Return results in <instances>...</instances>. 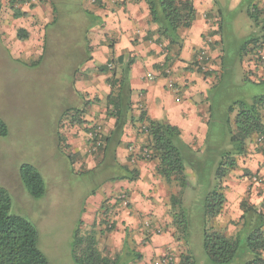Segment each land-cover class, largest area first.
<instances>
[{
	"label": "crops",
	"instance_id": "crops-1",
	"mask_svg": "<svg viewBox=\"0 0 264 264\" xmlns=\"http://www.w3.org/2000/svg\"><path fill=\"white\" fill-rule=\"evenodd\" d=\"M258 2L259 7H264V0ZM192 3L195 20L189 28L179 30L180 42L168 50L167 42H159L157 27L149 23V10L144 0H79L75 12L81 33L72 49L74 53L67 55L64 60H57L55 58L61 40H67L63 22L68 20L62 17L64 12L56 1L45 0L31 7L13 10L8 0H0V42L5 58H9H3L8 64L4 66L31 71L40 70L44 66L58 67L55 69L58 70L62 64L74 65V70L70 69L72 81L66 88L75 89L82 109L79 110L86 114V118L81 127L70 126L74 128L69 129L67 144L72 145L70 152L74 156L79 154V157H83L81 166L89 164L88 129L99 123L102 125L103 135L109 136L115 125V120L107 117L106 107V98L111 93L110 86L107 85L111 74L100 72L99 69L111 64L117 77L121 78L123 74L127 79L131 110L118 138L119 145H115L112 140L109 146V152H114L115 161L109 158L103 161L102 157H95L94 167L87 169L104 170L105 164H120L130 169L136 168L139 178L134 182L102 183L103 196L100 195L96 201L103 208L100 210L103 219L108 216V219L113 222L115 219L117 224H121L125 216L128 219L133 217L129 214L132 205L136 211L142 212L138 198L148 190L149 193H154L152 184L148 188L147 183L160 178L155 171L157 163L144 158L147 157L145 146L148 139L137 122L141 112H144L145 119L177 127L180 130L179 144L191 146L197 153H205L209 149L210 152H215L213 164H218L220 154L231 150L228 139L235 114H228L229 107L234 101L250 102L253 97L264 95V61L258 62L257 58L258 52L264 53L261 29L253 28L251 23L247 27V34H239L235 59L227 61L225 52L228 44L222 35L224 12L221 4L217 0H192ZM241 10L247 13L244 7ZM18 31L24 32L26 39L18 40ZM253 37L258 38L260 43L250 44L244 52L241 51L243 43ZM258 47L262 48L255 49ZM201 53L217 63L211 66L215 75L208 76L197 67ZM30 57H37L38 60L27 63L21 60L24 58L27 61ZM1 62L2 60L0 64ZM168 67L171 68L173 78L164 75V68ZM215 76L218 80H215ZM169 79L179 88V102L175 100L176 95L167 89ZM225 83L227 88L224 91L229 89L230 92H236L230 100L218 95L219 87ZM246 85L257 86L259 90L256 93L247 91L241 98L237 97V90ZM225 94L226 92L222 93ZM68 105H72L71 100ZM68 105L65 107L72 110ZM65 107L59 113V124L65 114ZM261 116L264 122V106L261 108ZM78 130L82 133L76 136ZM55 132L54 146L57 148L56 138L62 139L60 127ZM257 141L258 138L247 144L244 155L236 157L237 168L224 180L226 203L216 219L218 223L224 225L229 221L237 222L242 215L240 202L248 196L251 201L254 199L251 202L248 198L249 202L264 214V208L261 207L264 203V153L259 151L264 149V143ZM111 173L114 174L112 171ZM255 176L262 178L263 182L253 183L252 177ZM212 182L214 183L213 178ZM121 192L128 196V208H123L114 199ZM105 198L108 201L103 204ZM143 200L142 197L140 201ZM92 201L87 199L88 206L83 210L90 211L89 204ZM119 212L123 219L115 216ZM129 222V225L135 224ZM262 228L264 231V226ZM228 229L231 231L230 227Z\"/></svg>",
	"mask_w": 264,
	"mask_h": 264
},
{
	"label": "rangeland",
	"instance_id": "rangeland-1",
	"mask_svg": "<svg viewBox=\"0 0 264 264\" xmlns=\"http://www.w3.org/2000/svg\"><path fill=\"white\" fill-rule=\"evenodd\" d=\"M55 1L64 12L62 17L68 20L63 22L67 30L64 33L67 40H61L55 58L64 60L67 55H73L72 49L81 33L75 12L79 0ZM217 1L224 12L222 35L228 44L225 54L227 61H233L237 41L240 39L239 34H247V27L252 23L246 11L241 9L244 7L248 10L250 5L255 3L258 6L259 2L258 0ZM258 8L262 10L263 7L258 6ZM263 18L264 13L259 15V26L256 28H260ZM3 58H5L4 48L0 42V60H2L0 64V117L9 130L6 137L0 138V186L4 187L11 196V213L26 219L37 229L38 247L49 264H74L72 248L73 237L77 230L81 236L94 230L97 247L107 257L114 258L119 254L122 255L124 261L128 258L129 250L140 254V260L129 261V264H179L180 256L189 251L194 259L196 256L197 264H212L202 250L201 211L203 189L209 187V172L212 173L216 166L213 164L216 157L215 152H210L209 149L205 153H197L192 150L191 146H184L181 143L178 145L186 167L188 181V186L181 198L182 205L189 214L188 244L181 238L179 239L172 224L171 208L168 205L170 196L172 194L178 196L180 190L176 186H167L158 177L147 183L148 188L152 184L154 193L151 194L148 190L145 191L144 196L141 195L138 198L142 212L136 211L137 209L131 203L132 211L129 214L133 216L132 218L128 219L125 216L121 224H117L115 219L114 222L111 219H103L100 214L103 208L96 200L100 195L103 196L102 183L113 174L108 169L100 168L92 174L79 175L81 171L89 170L87 167H94L93 159L97 152L89 155V164H86L85 168L80 164L83 157H79V154L74 156V153L70 152L72 145L67 144L69 129L74 128L70 126L81 127L86 118V114L82 112L79 116L81 123L72 122L73 111L82 110L75 89L66 88L72 81L70 69L74 70V65L72 64V67L70 63L62 64L58 70H55L58 67L44 66L40 70L24 71L22 68L20 70L4 66L8 64ZM30 58L26 59L27 61L24 58L21 60L23 63L38 60L37 57ZM209 61L211 66L217 64L211 59ZM14 67L17 68V66ZM167 70L170 72L169 75L166 74ZM205 74L213 76L215 72L211 70ZM164 75L167 78H173L170 67L164 68ZM215 80H218V77ZM225 88H227L226 83L221 84L218 95L230 100L236 92H230L229 89L224 91ZM258 90L257 86L246 85L243 89L237 90V97L241 98L247 91L256 93L255 91ZM223 92L226 94L222 95ZM70 100L71 106L68 105ZM66 105L72 110H68ZM64 107L65 114L59 124L58 116ZM94 125L102 127L99 123ZM59 127L62 139L56 138V148L53 136L54 133L56 134L55 130L59 131ZM81 133L82 131L78 130L75 135ZM24 164L33 166L43 178L45 184L43 197L34 199L23 188L18 172L20 166ZM92 192H94L93 195ZM142 197L143 202L140 201ZM89 198L90 201L93 200V203L89 204L90 211L86 212L83 209L88 206L87 199ZM248 198L251 201L250 196ZM107 201L108 199L105 198L103 204ZM147 207L148 210H146ZM115 216L122 217L120 212ZM129 221L135 224L129 225ZM145 222L151 223L150 231L144 228ZM235 227L231 225V231L236 230ZM169 256H171V261L163 263Z\"/></svg>",
	"mask_w": 264,
	"mask_h": 264
},
{
	"label": "trees",
	"instance_id": "trees-1",
	"mask_svg": "<svg viewBox=\"0 0 264 264\" xmlns=\"http://www.w3.org/2000/svg\"><path fill=\"white\" fill-rule=\"evenodd\" d=\"M144 1L149 10V23L157 27L156 33L159 35V42H167V49L170 50L180 42L179 30L189 28L195 20L192 0ZM259 9L257 5L253 4L247 10L253 28L259 26V15L264 13V7L262 10ZM259 29H261L264 39V18L260 22ZM16 37L18 40L26 39V35L22 31H18ZM258 43H260L259 39L253 37L243 43L241 51L244 52L250 44L256 45ZM108 65L111 66V64H107L99 71L111 74L107 84L110 86L111 93L106 98V107L107 117L113 118L115 125L109 136H104L102 132L101 145L95 150H90V142L88 141V152L89 154L97 152L96 157H102L103 161L106 158L115 161L114 152H109V146L112 140L115 141V145H119L118 138L123 126L129 119L131 110L130 88L125 75L122 74L121 78L117 77L115 69L109 68ZM263 106L264 95L253 97L250 102L234 101L229 107L228 114H235L233 128L228 139L231 150H226L220 154V161L213 169V173L209 172V187L204 188L202 193V250L212 264H264V231L262 228L264 226V214L260 208L251 204L248 198H243L239 205L242 215L237 222L229 221L223 225L216 220L226 203L223 183L228 174L237 168L236 157L244 155L250 141L260 137L264 138V122L261 116ZM81 113L77 109L73 111V123L74 121L81 123L79 119ZM145 118L144 112H141L137 120L140 123L141 132L145 133L148 139L145 146L147 157L144 158L157 163L156 174L167 186L179 188V195L172 194L168 205L171 208L170 216L173 227L179 235V239L181 238L187 243L189 214L183 207L181 198L183 191L188 186V181L186 167L178 146L180 130L167 123ZM93 128L88 129V132ZM8 133L7 125L0 117V138L6 137ZM259 151L264 152V149L261 148ZM68 157L70 156L68 155ZM105 168L111 169L110 171L114 173L113 176L105 180L108 182H134L139 178V171L136 168L130 169L120 164H114V166L105 164ZM94 171L83 170L79 175L86 176L94 173ZM18 176L23 188L32 198L43 197L45 184L33 166L21 165ZM119 194H124L128 199L126 193L121 192ZM261 207L264 208V203ZM104 218L108 219V216ZM231 225L237 227H235L234 232L228 229ZM37 236V229L29 221L11 213V196L4 187L0 186V264H49L38 247ZM129 251L128 258L124 261L122 255L119 254L114 258L103 255L97 247L94 230L83 236L77 230L73 237L74 264H129V261L141 259L140 254L133 250ZM179 264H197L196 256L194 259L191 251L184 253L180 256Z\"/></svg>",
	"mask_w": 264,
	"mask_h": 264
},
{
	"label": "built area",
	"instance_id": "built-area-1",
	"mask_svg": "<svg viewBox=\"0 0 264 264\" xmlns=\"http://www.w3.org/2000/svg\"><path fill=\"white\" fill-rule=\"evenodd\" d=\"M8 1H9V4L11 5V8L13 10L21 9V7H31V6H34L37 3L41 2V0H8ZM257 58L259 61L263 62L264 61V53L258 52ZM197 64H198L197 67L204 74L207 72H210L212 70L209 58H207L204 53H201L199 55ZM108 66H109V68L111 67L110 65H108ZM166 74L169 75L170 72L167 70ZM167 89L171 90L176 95L175 100L177 102H179L180 99H179V96H177L179 93V88L170 79L167 81ZM93 127L94 128L87 133V140L90 142V150H95V148H97L101 145L102 127L100 125H94ZM257 142L258 143L264 142V138L260 137ZM262 153H264V152H262ZM252 182L257 183V184H261L263 182V180H262V178L255 176V177H252ZM115 201L117 203H119L123 208H128L129 200L124 196V194L117 195L115 197ZM144 228L147 231H150L149 229L152 228L151 223L145 222ZM170 261H171V256H169L166 260H164L163 263H168ZM156 264H159V263H156Z\"/></svg>",
	"mask_w": 264,
	"mask_h": 264
}]
</instances>
